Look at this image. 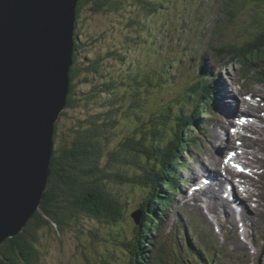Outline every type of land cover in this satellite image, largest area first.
<instances>
[{
    "label": "rangeland",
    "instance_id": "1",
    "mask_svg": "<svg viewBox=\"0 0 264 264\" xmlns=\"http://www.w3.org/2000/svg\"><path fill=\"white\" fill-rule=\"evenodd\" d=\"M209 1L108 0L103 2L100 10L93 11V4L96 3L97 5L100 2L97 0H87L74 30L75 36H78L77 42L81 44V50L76 55V65L85 67L96 63L95 67L97 70L96 72H83L79 76L78 82L81 83L78 85L76 94L80 101L75 103L74 108L67 109L69 117L64 116L60 119L57 134L59 133V137L61 135L62 139L71 137L72 128L78 126L79 123L80 125H87V120L91 118H94L95 122L105 130L97 165L99 173L96 176L99 179V184H104L105 190L121 203L123 214L118 223L100 222L96 218L94 220L89 216L86 217L84 213L82 215L80 213L76 215L74 214L75 211L69 208L73 206L74 202L71 198L65 196L64 200H67L63 204L67 208H64L65 225L63 228L60 230V227H55V223H53V225H46L36 232L38 242L35 244V249L38 250L39 257H37L36 264L129 263V256H119L118 252L122 256L125 255L122 253L118 244L123 238L130 236L137 222L139 225V221L131 218V214L139 210L138 205L145 199V195L140 189L109 177V174H119L125 177H130L132 174V169L128 163L122 160L120 154L115 158L111 157V154L115 151L119 153L117 150L118 143L132 135L133 129L136 126V114H142L148 117L154 110L163 108L167 103L175 100V97L181 94L187 87V84L184 83L186 78L194 81L197 75L196 66L192 62L185 61L177 63V67H171V74L167 75L168 80L165 82L163 80L164 83L161 84L163 88L156 86L154 91L148 89L147 97L141 100L135 99L137 104L130 103L131 100H134V97L125 93L123 87L132 88V86H135V83L132 81V76L136 71L150 72L157 70L158 68L155 65L151 66L150 64H153L161 53L165 54L168 51L167 60L169 63H172L174 59L171 56V48L174 45L180 49L178 50L179 59H196L198 57L197 52H201L203 61L206 62L208 68H211L212 76L215 77V75L221 74L224 80L226 79L231 82L233 87L232 91L235 93L237 103L241 101L239 111L243 109L242 105L244 103L242 101L244 100V95L249 94L246 100L258 105L253 111L254 114L259 116L264 115V82H261L262 84L259 85L256 83V79L247 78V75H245L248 72L247 60L241 57L239 51L242 45L248 43V41L252 42L254 37L264 30V0H225L229 8L224 15L220 4L217 20L220 22L219 25L223 22L228 27L221 25L216 27L215 25L214 28L209 25L214 19L212 14H208L210 11ZM211 5H213V2ZM207 15H209L208 18ZM226 17L230 18L228 19ZM221 35L225 39H218L212 42L215 37L218 38ZM226 40L227 42H225ZM162 45L165 46L164 50L161 47ZM227 45H235L239 46V48L231 50L233 46L229 49ZM207 48H209V52L206 51ZM216 49L221 52L219 56ZM252 55L248 57V61H252V59L262 61V58L257 57L254 52ZM262 63L264 64V61ZM261 67L264 68V65L261 64ZM90 80L92 81L91 83ZM105 81H112L114 83L113 93L105 91L102 86V83ZM253 81L257 85L253 86ZM226 92L228 93V91H222L220 97H225ZM259 99L262 101H259ZM224 101V98H220V107H223ZM233 111L234 108L232 111L226 113L225 117L237 115ZM219 115L217 114L210 120L206 119L208 116L203 115L201 117L206 121L207 125V128L198 135L201 146H204L203 150L200 149L198 151L197 148L193 149L192 146L194 144H190L189 142L190 154L188 156L186 155V149L180 154L178 162L181 159H185L183 172H179V175L183 177L184 181L190 180L192 177L191 173H193V176H198L199 173L205 172L203 170L204 164L209 162L211 157H214L217 161L213 166L217 168L219 162L218 157L221 156V152L218 153L217 150L211 148L214 152L212 153L209 149L210 141H208V138H212L214 135V131H212L213 124L225 122V120H218L221 119ZM204 116L205 118H203ZM210 116H213V113ZM174 117L171 118L170 125ZM111 121H115V123L108 125ZM63 128L67 130L65 134L61 133L62 130L64 131ZM188 132L190 136H194L195 132L192 133L187 129ZM204 132H207L205 136L208 138L202 135ZM247 134L250 133L247 132ZM188 138H186V143ZM261 138H264V134L261 135ZM220 143L223 145V149H225L227 143H222L221 140ZM260 144V146H263V141ZM217 153L218 156H215ZM52 158L53 153L48 162L45 178L47 187L44 191V196L49 184L54 182V179H50V169L53 164ZM57 169L56 164L54 173ZM207 172L210 173V170ZM187 173H189L188 176L186 175ZM101 174H105L103 175L105 177H99ZM79 182L80 185L77 187L81 191V194L86 193L85 183L82 180ZM57 184L59 185L60 183H53L54 186ZM184 192V187L181 186V194H179L178 199H174L172 206L169 204L172 199V189H170V193H165V197L162 194L165 202L163 206H159L161 209L160 212L165 209L164 206L167 208L162 212V215L159 214V217H162V225L167 215L169 218L170 214L173 218H176L179 223L177 225L178 227L181 226V229L182 226L188 227L187 223L190 224L191 219L199 218L203 220L200 211L188 205L181 207L178 203V207L182 209L186 218V222H180L181 214L177 215L175 213L177 208L173 206L175 202L183 198ZM237 192L239 193V191ZM44 196L41 200L40 208L42 207ZM254 201V204L248 203L250 209L254 211L253 215L256 216L252 218L253 221L259 218V214L256 211L257 208H255L257 200ZM263 205L264 202H262ZM155 209H157V206ZM245 216L247 215L245 214ZM248 217L250 219L251 216L248 214ZM204 222L202 223L204 234H208V231H211V236H216L210 225L206 221ZM247 224L249 226V221ZM257 225L262 232L259 221ZM156 226L158 227L157 231H160L159 225L157 224ZM53 227L55 230L53 233H50ZM56 230H58V233L55 232ZM148 230H151V227ZM182 230L177 235L174 233L168 235L165 232L167 240L172 245L174 253L179 250L180 253L184 254V264H199L196 261L193 262V257L188 251H182V248L179 247V236L189 234L185 233L187 230ZM175 236L176 240L174 239ZM194 236H198V234L193 235V238ZM234 236L236 237V234ZM233 237H228L227 240ZM218 239L220 242L222 241L221 237ZM156 241L160 242L159 237L155 234L154 242ZM194 241L201 248L200 240L194 238ZM192 243L195 244L194 242ZM224 243L230 252L228 257L231 258L232 256L236 264H241L237 260L238 258H242L243 263H246L247 259H250L251 262L253 261V251L247 254L243 251L245 249L243 245L241 247L239 245H233L235 250H231L228 243L226 241ZM205 256L208 258L206 254ZM260 258L263 259L262 257ZM208 259L210 260V258ZM173 263L174 258L172 256H170V259H165V264Z\"/></svg>",
    "mask_w": 264,
    "mask_h": 264
},
{
    "label": "trees",
    "instance_id": "2",
    "mask_svg": "<svg viewBox=\"0 0 264 264\" xmlns=\"http://www.w3.org/2000/svg\"><path fill=\"white\" fill-rule=\"evenodd\" d=\"M97 1L101 3V0ZM104 1L108 0H103L101 5H99L100 3L97 5L94 3L93 11L100 10ZM86 3L87 0H80L77 3L75 26ZM77 38V35L74 36V56L73 64L68 73V94L65 99V108L59 115V120L54 124L52 137L53 164L50 169V179H54L53 183L60 184L56 186L53 183L49 184L42 201V207L28 219L19 235L5 240L0 245V264H36L39 258L38 250L35 249V244L38 242L36 232L46 225H53V223H55V227H60V230L63 228L65 225V215L63 213H65L64 208H67L63 204L67 200H64L65 196L71 198L74 202L73 206L69 208H72L76 215L84 213L86 217L89 216L96 218L100 222L111 223H118L122 218L121 203L105 190L104 184H99V179L96 176L99 173L97 165L105 130L95 122L94 118H91L87 120V125H80L78 122V126L71 129V137L62 139L61 135L59 137V133L57 134L60 119L68 116L67 109L74 108L75 103L80 101L76 94L78 85L81 83L78 82L79 76L83 72H96L97 70L95 67L96 63L85 67L76 65V55L81 50V44L77 42ZM231 46H233L231 50L239 48L235 45L227 47L230 49ZM161 47L164 50L165 46L162 45ZM173 48H175V45ZM239 51L241 57L247 60L248 72L246 75L251 74L260 82H264V68L261 67V64L264 65L262 63L264 61V30L257 37H254L252 42L242 45ZM253 52L257 57L262 58V61L253 59L248 61V57L253 56ZM173 59V62L169 63L166 51L165 54L161 53L153 64H150L151 66L155 65L158 68L157 70L150 72L136 71L133 74L132 81L135 86H132V88L123 87L125 93L134 97V100H131L130 103L137 104L135 99L141 100L147 97L148 89L154 91L156 86L163 88L161 84L168 80L167 75L171 74V67L177 66L176 58L174 57ZM196 74L194 81L190 80V78L185 79L184 83L187 84V87L175 97V100L170 101L163 108L154 110L148 117L136 114V126L132 135L118 143L117 150L119 153L115 151L111 154V157L114 158L120 154L122 160L128 163L132 169V174L130 177L109 174V177L138 188L145 195V199L138 205L139 212H141L139 225L134 226L130 236L123 238L119 245H121L122 251L133 255V250L142 243L140 253L146 264H162V259H157L156 250L154 257L149 255L146 242V230L151 227V231L155 236V231L158 229L156 219L159 217L161 209L157 206L155 212V207L157 199L161 198V186L165 185V188H167L166 185H171L172 181H174L173 176L175 175L173 173H175L177 166L176 159L179 153L181 154L186 149L187 143L194 140L189 132L187 133V129L190 132L198 129L199 117L206 112L208 105L210 108V102L214 101L216 86L220 85L219 82H214L215 79L210 81L212 77L211 69L205 63L199 66ZM102 86L105 91L113 93L114 83L112 81H105ZM172 117L174 119L170 125ZM114 123L115 121H111L108 125H113ZM66 132V129L61 131L64 134ZM187 137L189 138L186 143ZM56 164L58 169L54 173ZM103 175L105 174H101L99 177H105ZM81 180L85 183L86 191V193L82 194L77 187L80 185L79 181ZM54 230L55 228L53 227L50 233H53ZM55 232L58 233V230ZM197 240L200 239L197 238ZM208 242L207 238L203 241L204 244ZM153 245L154 248L157 246L155 242H153ZM207 246L209 245H205L207 257L213 259L216 264H224L222 260L217 261V256H221L219 253L210 256L211 251H209V248L207 249ZM194 247L195 250L193 252L196 253L197 243H195ZM148 257L149 259H147Z\"/></svg>",
    "mask_w": 264,
    "mask_h": 264
},
{
    "label": "water",
    "instance_id": "3",
    "mask_svg": "<svg viewBox=\"0 0 264 264\" xmlns=\"http://www.w3.org/2000/svg\"><path fill=\"white\" fill-rule=\"evenodd\" d=\"M79 1L0 0V245L19 235L47 187Z\"/></svg>",
    "mask_w": 264,
    "mask_h": 264
},
{
    "label": "bare ground",
    "instance_id": "4",
    "mask_svg": "<svg viewBox=\"0 0 264 264\" xmlns=\"http://www.w3.org/2000/svg\"><path fill=\"white\" fill-rule=\"evenodd\" d=\"M76 6H77V4L75 5L74 11H76ZM227 46H229V45H227ZM73 56H74V47L72 48V54H71V59H70V63L71 64H73ZM218 81H220V84H221V80H218ZM221 90L224 91V92L227 91V89H226L224 84L221 86ZM218 96H217V91H216V97H218ZM218 98H224V99L225 98H231L232 99L231 104L234 106V111L233 112L237 113V116L235 117V119H236L237 123L239 124L238 127H237L239 131H233L232 132L230 130H227L225 132L226 137H225V139L222 140L223 141L222 143H224V142L227 143L225 146H227L228 150L236 149L238 151V155L241 158H243L244 161H245L244 168L246 170H244V171H247V169H249V168H251V169L257 168V165H260V163L257 162L258 155L256 153L255 146H257V144H259V146H260L261 145L260 144L261 141H263V144H264V138H261V135L264 134V115H260L259 116V115L254 114L253 111L256 109V107H258V105H256L255 103H252V102L247 101L246 99H244L242 101L244 103L242 105L243 109L241 110V112H243V114L240 117L239 108L241 107V103H237V100L234 101L233 100L234 98L232 96H229V97H223L222 96V97H218ZM227 101H228V103L230 102L229 100H227ZM210 103H211L210 109L213 110L212 101ZM230 108H228L226 106V101H224V104H223V107H222V111L226 114V113H228V112L233 110V109L230 110ZM215 113H216V111L213 110V115ZM245 117H248L251 121H247L249 123L246 124V127L244 128L242 125H240V123L245 119ZM229 126L230 125H228V127ZM198 128H199V130H201L200 127H198ZM202 131H204V130H202ZM212 131H214V135H213L212 138H210V137L208 138V137L205 136V133H207V132H204L202 135H204V137L210 139L208 141H210L209 143H210V147L211 148L217 150L218 153L221 152L220 153L221 154L220 157H225V152L227 151V149L226 148L223 149V145L220 143L221 138L219 139V137H221V132L222 131L221 132L218 131L219 132L218 133L214 129V127H213ZM247 131H250L251 133L247 134ZM212 141H213V143H212ZM238 142L242 143L243 145H248V146L254 147V148H251L247 152H242L241 149H240V146L237 145ZM201 148H202V146H201ZM260 148H264V145L260 146ZM233 160L237 161V162H235L237 164L240 163L239 159L237 157L235 159H233ZM260 161L263 162L261 158H260ZM216 162L217 161L215 160V158L211 157L210 161L206 162V164H204V169L206 171L210 170V173L214 177L212 179H209V181H207V183H208L207 185H210V184H213V185H216V186L221 185L223 183L222 178L225 179L226 173L228 171H230V177L232 179H233V177L243 178L244 183L243 184L237 183V186L240 189H243V188L246 189V194H247L248 200L250 202H252V199H253L252 198L253 192H252L251 186H253V187L256 186L257 188H259L262 191L264 190V172L258 170L255 173V177L257 178L256 179L257 182H256V185H252L251 183H254L253 179L246 180V179H244L243 175H238L240 173V171H238V170L234 171L232 168L230 170V167H228L229 166V162L222 163L220 161V159H219V162L217 164V168L213 167L214 164H216ZM231 171H232V173H231ZM220 173L222 174V176H221ZM234 174H235V176H234ZM177 177L180 178L181 176L179 174H177ZM207 185H205L206 189L204 191L198 190L197 193L194 194L193 197L191 195L188 196V195L185 194L183 196V200L181 202H179V205L181 207H186L188 205L189 207H191L193 209H196L197 211H200L203 220L206 221L208 224L212 223L213 221H215L217 223H221L223 218H221V213H217V210H219L221 208L223 209V205H224L223 201L220 198L219 200H217L215 202L214 201L215 200V194H213V193H216V191H214L212 193L213 189L211 187H207ZM178 188H180L179 185H178ZM263 193H264V191H263ZM211 195H212V198H211ZM262 197L264 198L263 195H262ZM39 208H40V206L35 211H37ZM137 211H139V210H137ZM229 212L230 213L233 212L232 208L230 206H229ZM258 214H259V216L261 215L260 218L262 219V221L264 223V212L258 210ZM242 218H243L244 222L247 223V216H245L244 213L242 214ZM136 224L138 226V222ZM176 225H177V223H176ZM177 228L180 229L179 231H181L182 229L184 231L187 230V227H185V226H182V229H181V226H179V227L178 226H174V229L172 230L170 222H169L168 227L165 229V232H167L168 235H172L173 233L175 235H177V233H178L177 232ZM188 233H189L188 235L179 236V239L181 237L184 244H186V243L190 244V243L194 242V239H192V235H196V232L193 231V233H191V232H188ZM204 236H205V239L207 238L213 244V246H210V245L207 246V249L209 248V251H211L210 252L211 255L210 254L209 255L210 256H214L215 253H219V250L216 247V242L212 240L211 231H208V234L205 233ZM187 238H188L189 242L187 241ZM195 238L199 239L198 236H195ZM166 239H167V237H166ZM177 240H178V237H177ZM179 242H180V240L178 241V243ZM158 243H161V242H157V241L155 242V244H158ZM178 243H177V245H178ZM195 243H197V242H195ZM179 244H180L179 247L183 248V245L181 243H179ZM243 246L245 248L247 247L246 244H244ZM153 250H154V253H155L156 246H155V248ZM222 254H223V252H222ZM154 256H155V254H154ZM259 256L263 258V255L261 253H259ZM161 259H162V264H165V259H167V258H161ZM192 259H194V258H192ZM239 259H241V258H238L237 260L239 261ZM219 260H221V258H220V256H217V261H219ZM154 261H155V259H154ZM231 263H233V260H232ZM224 264H226V263L224 262ZM243 264H249L248 260L246 261V263L244 262Z\"/></svg>",
    "mask_w": 264,
    "mask_h": 264
},
{
    "label": "clouds",
    "instance_id": "5",
    "mask_svg": "<svg viewBox=\"0 0 264 264\" xmlns=\"http://www.w3.org/2000/svg\"><path fill=\"white\" fill-rule=\"evenodd\" d=\"M74 30H75V29H74ZM74 36H75V33H74ZM120 251H121V250H120ZM122 253H124L125 256H122V255L120 254V252H118V254H119L120 257H127V256H129L130 259H133V258H134L133 255L130 254L129 252L122 251ZM130 259H129V261H130ZM102 263H105V262H102ZM107 264H108V263H107Z\"/></svg>",
    "mask_w": 264,
    "mask_h": 264
}]
</instances>
